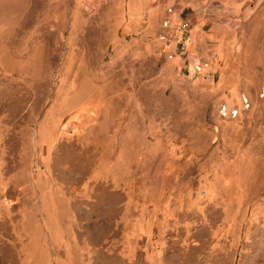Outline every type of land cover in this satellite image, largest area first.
Here are the masks:
<instances>
[{
	"label": "rangeland",
	"instance_id": "374dc122",
	"mask_svg": "<svg viewBox=\"0 0 264 264\" xmlns=\"http://www.w3.org/2000/svg\"><path fill=\"white\" fill-rule=\"evenodd\" d=\"M0 264H264V0H0Z\"/></svg>",
	"mask_w": 264,
	"mask_h": 264
}]
</instances>
